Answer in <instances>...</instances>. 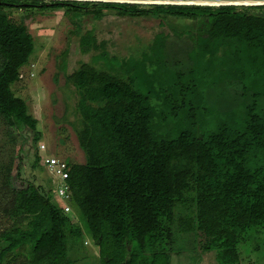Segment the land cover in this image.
Instances as JSON below:
<instances>
[{"label":"trees","instance_id":"16d2710c","mask_svg":"<svg viewBox=\"0 0 264 264\" xmlns=\"http://www.w3.org/2000/svg\"><path fill=\"white\" fill-rule=\"evenodd\" d=\"M151 6L0 0V46L8 55L0 116L33 132L32 167H43L39 122L12 89L34 39L7 9L66 8L75 23L88 15L102 21L106 11L157 18L159 29L138 56L112 55L93 32L80 37L82 52L97 54L65 75L76 99L70 123L85 156L82 164L67 159L72 206L102 264H170L176 237L193 233L218 250L221 263L238 264L244 234L264 226V11L253 10L263 5ZM179 19L196 28L182 29ZM12 191L3 212L23 222L0 233V264H70L67 238L83 230L51 179Z\"/></svg>","mask_w":264,"mask_h":264},{"label":"rangeland","instance_id":"374dc122","mask_svg":"<svg viewBox=\"0 0 264 264\" xmlns=\"http://www.w3.org/2000/svg\"><path fill=\"white\" fill-rule=\"evenodd\" d=\"M16 3L22 0H14ZM49 1V0H45ZM79 3H86L78 1ZM98 4L100 2H90ZM133 8H151V4H130ZM255 7V6H239ZM264 11L262 8H253ZM13 23L26 24L33 36L35 51L29 63L21 69V79L12 86L16 96L23 98L30 113L38 120V130L43 137L37 147L45 144L44 156L55 155L73 163H84L85 156L80 149L76 133L71 125L74 119V89L66 82L65 75L71 73L81 62H91L97 53H83L80 37L93 32L99 41L108 42L107 49L118 56L140 55L150 42L153 30L159 29L155 17L140 19L123 18L108 12L102 21H95L92 15L83 16L75 23L74 15L66 8L58 10L7 9ZM182 29H195L194 21H174ZM147 45V46H146ZM8 60L7 52L0 46V73ZM35 146L33 132L19 126L13 118L0 116V233L11 228L14 220L3 212L12 197L13 189L36 182L45 185L50 177L44 167L34 169ZM9 170V172L7 171ZM13 185L5 187L6 178ZM36 178V181H35ZM70 215L83 232L80 236H68V259L70 264H102L100 249L89 231L86 221L76 205L71 206ZM206 240L196 233L176 237L171 251L170 264H223L218 250L205 248ZM238 264H264V226L253 227L244 234L239 246ZM25 251L21 261L26 260Z\"/></svg>","mask_w":264,"mask_h":264},{"label":"built area","instance_id":"2783aa9c","mask_svg":"<svg viewBox=\"0 0 264 264\" xmlns=\"http://www.w3.org/2000/svg\"><path fill=\"white\" fill-rule=\"evenodd\" d=\"M47 150L48 148L45 144L40 145L41 163L52 181L56 196L64 212L70 214L72 212V194L67 183L70 177L69 163L66 159H61L55 155L44 156V152Z\"/></svg>","mask_w":264,"mask_h":264},{"label":"water","instance_id":"95a60500","mask_svg":"<svg viewBox=\"0 0 264 264\" xmlns=\"http://www.w3.org/2000/svg\"><path fill=\"white\" fill-rule=\"evenodd\" d=\"M84 2L151 4V5H197V6H262L264 0H69Z\"/></svg>","mask_w":264,"mask_h":264}]
</instances>
